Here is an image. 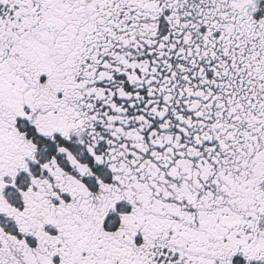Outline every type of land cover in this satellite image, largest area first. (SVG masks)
<instances>
[{"label":"snow or ice","instance_id":"6c2138e0","mask_svg":"<svg viewBox=\"0 0 264 264\" xmlns=\"http://www.w3.org/2000/svg\"><path fill=\"white\" fill-rule=\"evenodd\" d=\"M0 264H264V0H0Z\"/></svg>","mask_w":264,"mask_h":264}]
</instances>
